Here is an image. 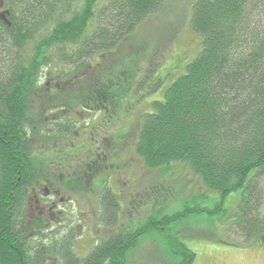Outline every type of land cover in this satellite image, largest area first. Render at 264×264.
<instances>
[{
    "label": "trees",
    "instance_id": "1",
    "mask_svg": "<svg viewBox=\"0 0 264 264\" xmlns=\"http://www.w3.org/2000/svg\"><path fill=\"white\" fill-rule=\"evenodd\" d=\"M168 1L1 0L0 264H129L144 235L170 232L171 225L201 214H220L249 241H264V218L259 214L264 182V0H192L188 28L200 37L198 53L162 98L138 116L131 150L145 169L163 174L175 166L191 182L202 183L195 184L198 192L186 198V206L166 214L171 195L162 194V186L156 184V196L132 202L129 213L135 220L127 218L121 224L118 196L105 182L98 217L110 229L85 256H76L67 238L47 245L25 239V232L31 231L25 229L29 193L47 182L31 136L41 132L44 143L54 137L30 122L36 96L51 84V79L40 83L43 71L64 67L79 74L73 80L59 76L50 89L53 94L61 84L75 87L84 77L79 71L116 51ZM114 77L115 81L100 76L87 80L85 88L77 85V92L85 94L75 99L76 107L106 113L113 104H129L132 86L127 75ZM59 101L44 103L42 112L52 115ZM57 110L67 115L49 132L65 138L71 130L70 112L76 109ZM208 191L219 198L211 209L190 205L195 198L208 200ZM231 194L238 195L235 214L225 218L224 201ZM142 208L146 212L140 214ZM177 236L166 246L168 262L193 264L195 253L178 232Z\"/></svg>",
    "mask_w": 264,
    "mask_h": 264
},
{
    "label": "rangeland",
    "instance_id": "2",
    "mask_svg": "<svg viewBox=\"0 0 264 264\" xmlns=\"http://www.w3.org/2000/svg\"><path fill=\"white\" fill-rule=\"evenodd\" d=\"M104 1L99 0V4ZM191 2H166L157 14L145 20L116 51L92 63L91 68L84 72L79 71L80 76L83 74L84 77L81 81H77L80 77L77 78L75 87L78 85L84 88L87 80L92 82L99 76L106 81H115L114 75L120 78L122 73L127 75L128 85L132 86L129 104H113L107 114L86 112L77 108L78 101H75L85 93L77 92L72 82L68 81L69 85L72 83L71 86L61 84L54 94L50 91L59 76L67 75L73 80L74 76H79L78 72L73 75L70 68L68 70L64 67L43 71L40 83L45 85L51 79V84L44 88L47 94L39 93L36 96L30 108V122L35 129L38 127V130H43L44 135L54 137L44 143L41 132L31 136L32 148L37 151L34 155H38L37 162L44 168L47 179V182L43 181L44 184L29 193L27 223L41 224L35 230L33 225L30 227L32 236L40 233L36 240H32L33 245L37 241L47 245L67 238L73 243L75 255L85 256L86 251L96 241L105 238L110 229L107 224L100 223L98 217V200L105 182L118 196L122 212L121 224L127 222V218L129 221L135 220L136 215L129 213L132 211L131 203L141 200L146 202L148 197H155L156 184L162 186V194L171 195L164 209L168 215L182 210L186 206V198L198 192L199 186L195 184L202 183L198 180L191 182L183 170H176L174 166L163 174L148 172L131 150L139 129L138 116L150 110L153 100L162 98L166 87L184 73V67L198 53L200 37L192 34L188 28ZM54 99L60 100L58 103L61 104L53 108V114L42 112L44 103ZM61 106L80 111L70 112L71 130L65 138L54 135L53 131L49 132L54 130L56 120L67 115L58 114L60 110L57 109H61ZM261 187L263 197L259 214L264 218L263 181ZM46 192L48 196L51 195L49 199L45 198ZM208 198H195L189 203L191 205L194 202L211 209L214 202H219L217 194L212 191H208ZM237 198V194H231L225 199V218L235 214ZM45 203L51 204V209L45 207ZM143 212H146L145 208L141 209L140 214ZM170 228V232L161 230L144 235L128 263L170 264L166 246L171 238L178 237V232L179 238L187 241L195 253L193 264H264V241H249L250 238L242 236L220 214L191 215Z\"/></svg>",
    "mask_w": 264,
    "mask_h": 264
},
{
    "label": "flooded vegetation",
    "instance_id": "3",
    "mask_svg": "<svg viewBox=\"0 0 264 264\" xmlns=\"http://www.w3.org/2000/svg\"><path fill=\"white\" fill-rule=\"evenodd\" d=\"M33 190H34V189H32L31 192H32ZM34 191H35V190H34ZM50 197H51V195L48 196V194H47V192H46V197H45V198L49 199ZM37 201H38V200H37ZM38 202H39V201H38ZM28 203H29V200H28ZM44 205H45V207H47L48 209H51V204H49V203H45ZM45 207H44V208H45ZM27 208H28V204H27V207H26V213H25V229L30 228V227H32V225L34 226L35 224L37 225L36 227H41V224H39V222H37V223L35 222V223L31 224V225H30V223H29V224L27 223V221H28V220H27ZM36 227H35V228H36ZM34 230H35V229H34ZM32 234H33V232H31V231H30V232H27V231H26V232H25V239H29V241L36 240V239H37V236H34V235L32 236ZM36 234L39 236L40 233H36ZM87 251H88V250H87ZM87 251H86V253H87ZM86 253H85V254H86ZM83 255H84V254H83ZM83 255H81V256H83Z\"/></svg>",
    "mask_w": 264,
    "mask_h": 264
}]
</instances>
